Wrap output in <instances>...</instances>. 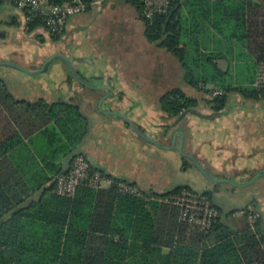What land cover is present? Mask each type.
<instances>
[{"label":"trees","instance_id":"trees-1","mask_svg":"<svg viewBox=\"0 0 264 264\" xmlns=\"http://www.w3.org/2000/svg\"><path fill=\"white\" fill-rule=\"evenodd\" d=\"M125 1L135 7L149 42L179 59L192 87L210 95L223 92L206 101L216 112L225 109L234 91L250 100L264 99L256 81L232 87L215 55L184 43L182 0H172L168 13L152 19L146 17L143 1ZM191 1L201 6L203 16L211 8L215 19L223 16L227 37L253 53L258 64L264 61V0ZM27 26L34 31L42 23ZM210 85L215 88L208 89ZM160 103L169 118L199 106L198 99L178 88L165 93ZM88 131L89 120L78 105L21 101L0 81V264H264V229L253 232L247 218L238 226L224 223L211 191L204 193L219 218L209 232L183 221L179 207L160 200L184 189L194 191L188 186L135 197L119 193L118 182L125 180L102 172L115 184L106 189L81 186L74 197L56 194L57 177L69 170L72 157L81 155L78 147ZM38 138L44 140L42 149ZM18 160L27 163L20 166ZM189 164L185 160L184 167Z\"/></svg>","mask_w":264,"mask_h":264},{"label":"crops","instance_id":"crops-1","mask_svg":"<svg viewBox=\"0 0 264 264\" xmlns=\"http://www.w3.org/2000/svg\"><path fill=\"white\" fill-rule=\"evenodd\" d=\"M102 4L92 5L86 13L72 17L61 45L42 51L40 59L34 62L25 53L39 50L38 45L29 48L28 42L48 34L40 27L26 35L25 13L16 10L11 0H1V61H11L36 71L49 56L62 52L72 59L83 78L111 89V96L104 104L106 110L128 116L160 143L171 146L174 133L181 130L186 136L187 152L209 164L213 171L263 172L264 124L261 125L257 119L261 110L264 117V99L250 100L239 91L232 92L229 100L236 96L241 104L233 116L234 120L228 122L225 129L229 132L232 125L236 127V137H222L221 140L218 137H197L194 130L200 126V115L193 117L188 130L183 127L185 120L177 123L179 117H167L159 102L165 93L176 88L198 101L200 96L197 95L205 93L186 81L185 69L179 59L166 48L149 42L145 25L138 18L135 7L125 0H105ZM180 4L184 43L199 45L203 53L215 55V63L226 74L232 87H247L256 81V56L237 40L227 37L225 32L229 26L223 22V16L215 19L211 15L214 14L212 8L203 16L201 6L191 0H182ZM132 11L136 12L135 21L131 19ZM145 64L147 69L143 66ZM69 73L68 66L62 67L54 78V86H49V82L41 78L31 81L28 89L9 90L16 99L29 103L44 100L49 104L69 102L78 105L89 120L88 134L79 145L78 152L105 174L128 181L147 192L167 193L182 187H167L159 177V168L165 166L166 150L173 151L171 154L177 159V164L184 166L185 160L178 149L180 138L173 149H164L146 141L123 120L101 111L99 103L106 91L71 82ZM2 77L4 79V75ZM171 77L178 81L171 82ZM207 88L214 89L215 86ZM36 145L42 149L44 140L38 138ZM18 161L20 166L27 163L26 160L23 164L22 160Z\"/></svg>","mask_w":264,"mask_h":264},{"label":"rangeland","instance_id":"rangeland-1","mask_svg":"<svg viewBox=\"0 0 264 264\" xmlns=\"http://www.w3.org/2000/svg\"><path fill=\"white\" fill-rule=\"evenodd\" d=\"M0 3H1V0H0ZM16 10H19V9L17 8ZM1 11H2V8L0 7V12ZM131 19L133 21L137 20L135 11H132ZM0 28H1V25H0ZM63 34H65V32ZM60 36L62 37V35H56L54 37L58 38ZM0 45H1V41H0ZM31 47L33 46L30 45L29 48ZM0 49H1V46H0ZM5 51H8V49L5 48ZM41 53L42 52H40V50H36V51L32 50L28 52L27 54L25 53V56L27 55L29 59H31L34 62H37V60L40 59ZM159 57L160 56H158V59H162ZM154 59L156 60L155 57ZM31 65L33 66L34 64H31ZM65 66H68L66 62H61L60 59H57L45 72L39 75H31L28 72H24L22 70H18V69L7 67V66H1L0 70H1V75L2 76L4 75V81L6 82L8 88L17 89V90H22V89L25 90L29 88L30 86L29 83L31 81L40 80L41 78L46 79L49 82V86H54L53 81H54L55 76L57 75L58 71L61 70L62 67H65ZM143 66L144 68L147 69L146 66L148 65L145 64ZM27 69L29 71H33L32 68L27 67ZM169 80H171V82L173 80L176 82L178 81V79L176 78L172 79V77ZM205 95H202V94L197 95V96H200V101H199V106L197 107L196 110H194L196 114L189 113L183 119L185 120V124L183 127L185 129L190 130L191 129L190 121L194 119L193 117L200 115L202 117L201 119L198 120L200 122V126L198 130L197 129L194 130L195 134L197 133L196 135L197 137H218L220 140L223 139L222 137H236L234 133L237 129L236 127L232 125L229 132L227 131V129H225L226 128L225 125L228 122L230 123V121L234 120L233 116L236 115L237 112L239 111L238 107L240 106L239 104L241 103L237 102L238 99L237 100L235 99L236 96L229 100L227 106L222 112L218 113L213 109V107L209 103L206 102L208 99L212 98V94L210 95V94L205 93ZM203 97H207V99H204ZM160 106H161V103H160ZM261 113H262V110L259 111L258 113L260 116L257 119V121H259V123H261L262 125L264 124V117L261 116L262 115ZM178 149L180 151V142H179ZM185 151L187 152L186 148H185ZM164 152L167 153L166 157H164L166 162H165L164 168H161V167L159 168L160 169L159 177L161 178V181L165 186L176 188L178 186L189 185L191 188L195 189L198 193H204V191H211L216 203L221 208L222 221L224 223L231 224L234 226L241 225L246 220V218L249 220L250 216L248 213H251V211H254V212H257V214H259V217L256 218V220H254L255 221L254 223H252L249 220L252 231L257 232L258 227H262L264 229V176L258 179L252 185H249L246 187H233V185L228 184V183H215L211 179H209L193 163L192 165L189 164L186 168L184 166L180 167L177 164V159L175 158V156L171 154L173 151L166 150ZM184 160L189 161L186 158H184ZM189 162L191 163V161ZM202 164L205 170L207 171V173L215 179H227L235 183H246L247 181L251 180V178L256 175L252 172L251 173H240L238 172L237 169H234V171L232 170L229 172H227L226 170L223 172L213 171L212 167L209 164H206L203 162ZM234 212H237V213L234 214ZM260 222L262 224H260Z\"/></svg>","mask_w":264,"mask_h":264},{"label":"built area","instance_id":"built-area-1","mask_svg":"<svg viewBox=\"0 0 264 264\" xmlns=\"http://www.w3.org/2000/svg\"><path fill=\"white\" fill-rule=\"evenodd\" d=\"M13 1L16 7L25 13L26 25L34 22L42 23L41 28H46L49 34L56 36L62 35L66 31L72 17L86 13L92 5H100L105 0H94L93 2L88 0ZM141 1L145 4V15L149 19L157 14L168 13L172 5V0ZM255 87L264 89V61L258 64ZM222 93V91L215 90L212 96L222 95ZM113 184H115L113 177L103 174L91 164L86 156L81 154L73 158L66 173L57 177L54 192L63 197H74L81 186L106 189ZM118 190L121 194L135 197H144L147 192L127 181L118 182ZM160 200L179 207L181 219L200 227L204 232H209L218 221L219 210L213 204L211 197L205 193L184 189L179 194ZM248 214L252 223L259 217V214L254 211Z\"/></svg>","mask_w":264,"mask_h":264},{"label":"water","instance_id":"water-1","mask_svg":"<svg viewBox=\"0 0 264 264\" xmlns=\"http://www.w3.org/2000/svg\"><path fill=\"white\" fill-rule=\"evenodd\" d=\"M56 59H61V60L65 61L67 63L68 68H69V71H70V74L73 76V78L75 79V81H77L81 85H84L86 87H89V88H92V89H95V90H103V91H106V94L104 95V97L102 98V100L99 103V107H100L101 111H103V113H106V114L111 115V116L118 117L119 119L123 120L139 136H141L146 141H148V142H150V143H152V144H154V145H156L158 147L164 148V149H173L177 145L178 138H180L179 139L180 140L179 142H180V151H181L182 156L184 158H186L187 160L191 161V163H193L195 166H197L213 182H215V183H228V184L233 185V187H246V186L252 185L258 179H260V178H262L264 176V171L263 172H260V173L256 174L251 180L247 181L246 183H235V182H233L231 180H227V179H215V178L211 177L207 173V171L205 170L202 162L197 157H195V156H193V155H191V154H189V153H187L185 151V135H184V132L183 131H181V130L176 131L174 133V135H173L172 145L171 146H167V145H164V144L160 143L159 141H157L156 139H154L150 135H148L144 131V129H142L137 123H135L128 116H126L124 114H121L119 112H116V111L106 110L104 108V104L107 101V99H109V97L111 96V89L109 87H106V86H97V85H94V84L90 83L89 81H87L85 78H83L79 74V72L77 71V69H76V67H75L72 59L68 55H65L63 53H56V54L52 55L44 63V65H43V67L41 69H38L36 71H29L27 68H25V67H23V66H21V65H19L17 63L11 62V61H1L0 62V67L1 66L12 67V68H15V69H18V70H22L24 72H28L31 75H39V74L45 72ZM189 113L196 114L194 110H188L185 113H183L181 116H179V118L177 120V123H179L181 120H183Z\"/></svg>","mask_w":264,"mask_h":264},{"label":"flooded vegetation","instance_id":"flooded-vegetation-1","mask_svg":"<svg viewBox=\"0 0 264 264\" xmlns=\"http://www.w3.org/2000/svg\"><path fill=\"white\" fill-rule=\"evenodd\" d=\"M1 16V15H0ZM0 25H1V20H0ZM24 29H25V32H26V35H30V34H32L34 31H31L29 28H28V26L26 25V23H25V27H24ZM43 30L48 34L47 36H42V37H35V39H37V41H35V40H31V41H29L28 43H29V45H31V46H36V45H38V49L40 50V52H44V51H50L51 49H52V47L53 46H55V45H57V46H60L61 45V39H62V37H63V35L64 34H62V37L60 38V37H58V38H55L53 35H51V34H49L48 33V31H47V29L46 28H43ZM1 36H3V33H1V28H0V38H1ZM29 38V37H28ZM0 41H1V39H0ZM1 46V45H0ZM51 48V49H50ZM29 49V48H28ZM50 49V50H49ZM1 50V49H0ZM30 50V49H29ZM59 53H62V52H59ZM52 56V55H51ZM51 56H49L47 59H46V61L51 57ZM31 60V59H30ZM45 61V62H46ZM0 62H1V58H0ZM44 62V63H45ZM44 63H43V65H44ZM20 65V64H19ZM43 65L39 68V69H41L42 67H43ZM22 66V65H21ZM23 67H25V66H23ZM26 68V67H25ZM38 70V69H37ZM4 81V79H3V77H2V75H1V70H0V81ZM5 82V81H4ZM6 83V82H5Z\"/></svg>","mask_w":264,"mask_h":264}]
</instances>
